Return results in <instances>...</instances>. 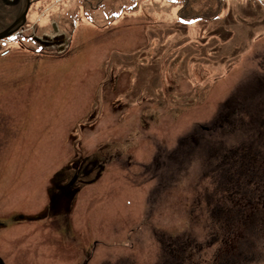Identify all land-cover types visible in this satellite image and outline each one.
Segmentation results:
<instances>
[{"label":"rangeland","instance_id":"obj_1","mask_svg":"<svg viewBox=\"0 0 264 264\" xmlns=\"http://www.w3.org/2000/svg\"><path fill=\"white\" fill-rule=\"evenodd\" d=\"M54 1L62 52L0 41L4 263L264 264V0Z\"/></svg>","mask_w":264,"mask_h":264},{"label":"trees","instance_id":"obj_2","mask_svg":"<svg viewBox=\"0 0 264 264\" xmlns=\"http://www.w3.org/2000/svg\"><path fill=\"white\" fill-rule=\"evenodd\" d=\"M180 5L179 19L183 22L211 21L221 13L224 0H172ZM252 1V0H251ZM26 0L15 6H7L0 0V32L21 17Z\"/></svg>","mask_w":264,"mask_h":264},{"label":"flooded vegetation","instance_id":"obj_3","mask_svg":"<svg viewBox=\"0 0 264 264\" xmlns=\"http://www.w3.org/2000/svg\"><path fill=\"white\" fill-rule=\"evenodd\" d=\"M33 7H34V4H32L30 6V10ZM240 148L241 147H237V149H234V154L239 153L241 151ZM246 152H247L246 153L247 156H249L251 154V149H246ZM250 161H251V159H250ZM242 163L245 165L246 161L244 160ZM258 163H260L259 165L263 169V172H264V159H263V161H259ZM260 183L264 185V175H263L262 181ZM260 183H258V186L259 187H260ZM238 193H239V189L234 188V194H238ZM13 220L14 221H19V220L16 219V217H13ZM10 221H11V219H10ZM7 222H9V220H0V258H2V255H1L2 254V251L5 250V249H8L7 248L8 247V244L9 243L11 244L10 234H9V236H6L5 233H3V232H6L9 229V227H10V226H8V223ZM184 262L186 264H193V260H191V258L189 260L185 259Z\"/></svg>","mask_w":264,"mask_h":264},{"label":"water","instance_id":"obj_4","mask_svg":"<svg viewBox=\"0 0 264 264\" xmlns=\"http://www.w3.org/2000/svg\"><path fill=\"white\" fill-rule=\"evenodd\" d=\"M1 1L7 6H15V5L20 3V0H1ZM29 6H30V3L28 1L27 8H26L25 12L23 13L22 17L16 23H14L9 29H7L5 32L0 34V40H3L7 37H10L13 34V32H11V29L14 28L18 22H20V21L25 22L26 21V17H27L28 11H29ZM24 218H25L24 216H20V219H24ZM0 264H4V262L1 258H0Z\"/></svg>","mask_w":264,"mask_h":264}]
</instances>
